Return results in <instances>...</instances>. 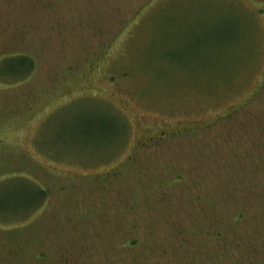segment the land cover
<instances>
[{
    "label": "rangeland",
    "instance_id": "rangeland-1",
    "mask_svg": "<svg viewBox=\"0 0 264 264\" xmlns=\"http://www.w3.org/2000/svg\"><path fill=\"white\" fill-rule=\"evenodd\" d=\"M161 1L0 0V264H264V0Z\"/></svg>",
    "mask_w": 264,
    "mask_h": 264
},
{
    "label": "trees",
    "instance_id": "trees-1",
    "mask_svg": "<svg viewBox=\"0 0 264 264\" xmlns=\"http://www.w3.org/2000/svg\"><path fill=\"white\" fill-rule=\"evenodd\" d=\"M11 1L13 0H6L7 7L10 6ZM33 1L34 3H36V6L40 11L42 10L43 12H45L47 9H49L48 4L50 0ZM154 1L159 3L162 2L161 0H152V2ZM29 2L30 0H24V3L26 5H29ZM151 4L152 3H149L147 6H150ZM25 10H27V8ZM166 12L167 9L152 11L151 13H149V17H147L146 21L155 17V15H164L166 14ZM100 58L101 54L97 56L98 60H100ZM37 67V60L33 56V54H29L27 52L0 54V89H10L12 87L21 86V84L26 83L32 78L31 76L35 72ZM126 76L127 75L124 73L123 77ZM115 78L116 76L113 72L111 80H114ZM18 179L27 180L25 182V185H27L25 189L14 187L17 186L14 185L11 186L9 190L5 191L7 213H2V210L0 208V224H2L3 226H5L6 224H8L9 226L15 225L16 223L22 224L29 218L37 215V212L41 209V207H43L42 205L47 197L46 192L38 186L35 187V183L30 179ZM261 206H264V201H261ZM240 218L241 216L238 215V219ZM169 262H171V264H174L173 261Z\"/></svg>",
    "mask_w": 264,
    "mask_h": 264
},
{
    "label": "flooded vegetation",
    "instance_id": "flooded-vegetation-1",
    "mask_svg": "<svg viewBox=\"0 0 264 264\" xmlns=\"http://www.w3.org/2000/svg\"><path fill=\"white\" fill-rule=\"evenodd\" d=\"M251 1V0H250ZM258 10H259V13L261 14L262 13V15H264V2L263 1H261L260 3L258 2ZM258 13V14H259Z\"/></svg>",
    "mask_w": 264,
    "mask_h": 264
}]
</instances>
